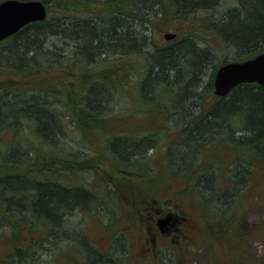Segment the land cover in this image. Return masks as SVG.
Segmentation results:
<instances>
[{"label": "trees", "instance_id": "obj_1", "mask_svg": "<svg viewBox=\"0 0 264 264\" xmlns=\"http://www.w3.org/2000/svg\"><path fill=\"white\" fill-rule=\"evenodd\" d=\"M43 1L48 4L49 12L45 20L32 22L0 42V67L14 66L13 73L24 74L37 67H57L64 59H72L71 62H77L81 69L75 70L73 64V74L78 71L80 78L75 75L74 86L70 85L74 88L69 91L73 94L79 91V97L77 103L70 95L67 97L70 101H60L61 104L55 105V90L36 86L19 87L10 90L19 97L6 111L8 101L14 96L6 99L7 93L0 94V134L7 132L12 135L13 141L23 139L12 126L24 124L28 128L30 124L31 130L37 132L38 140L46 149L43 155L33 151L30 156L20 144L7 141L8 144L4 143L0 150V162L8 169L0 174V230L6 225L4 221L13 222L19 218L17 215L23 218H19V232L39 230L37 235L29 234L31 237L27 246H16L0 260V264H31L36 257L34 247L43 246V235L51 239L50 236L63 234L60 230L70 223L71 216L90 208L94 190L82 185H67L57 176V166L60 167L65 161L73 162L77 166L76 171L88 168L86 165L89 162V158L85 157L84 165L78 162V166L68 152L71 150L63 134L67 122L62 117L67 110L71 122L82 128L84 134L97 129L109 131L111 121L97 117L99 115L95 112H107L105 108L112 102L114 92L119 90V83L112 77L113 69L129 71V58L140 54L149 66L138 83L141 100L154 104L153 93L156 87L164 84L167 88L183 92L178 110L184 116L193 115L191 103L202 105L207 95L214 96L213 75L219 66L214 48L198 42V39H203L202 35L188 32L163 45L157 44L148 35L150 24L155 25L165 16L178 17L180 22L185 23L188 15L208 13L207 19L210 21L206 27L217 37H226L229 48H233L236 54L234 60L264 51V0H72L77 9L69 7L66 3L68 0ZM231 1L234 5H230ZM51 2H54V6L50 7ZM61 48L67 51L62 52ZM92 63H95V69L89 70L88 65ZM209 68H212L211 79L203 87V77L208 74ZM194 89H200L199 94H196L197 90L193 92ZM198 99V102L195 101ZM208 109L203 116H193V124L188 122L182 125V140L177 143L181 150L173 156L178 165L176 169L181 173H172L171 176L181 178L187 193L192 192L196 199L201 200L200 203L202 199L205 201V214L209 215L214 201L224 199L225 210H229L232 198L228 199L229 190L221 187L223 181L217 176V181L212 183L211 177L217 173L213 168L208 170L198 155L214 133L222 135L228 144L239 149V152L233 151L235 157L227 166L230 167L229 171L235 166L237 168L233 173L234 185H243L248 181L252 166L260 160L264 161V86L257 83L237 85ZM54 116H57L60 124ZM234 117L237 122L233 121V126L231 119ZM35 121L38 122L36 126L32 123ZM108 134L105 143L128 140L120 142L118 148L112 150L114 155H109L111 165H119L122 173L129 172L140 159L148 160L150 156L147 151L155 148L156 140L152 134L141 137ZM48 145L55 147L54 151L46 148ZM27 147L32 148L30 145ZM247 148L251 156L246 152ZM65 150L68 151L65 153ZM169 153L170 146L167 157ZM66 154L68 157L63 158ZM146 169L143 176L148 175ZM224 172L221 171L226 175ZM167 204H170V200H167ZM181 213L185 217L188 213L192 214L185 209ZM205 219L208 228L214 223L218 226L217 218ZM22 226L26 229L22 230ZM85 244L88 250L84 254L85 264H121L93 249L87 240Z\"/></svg>", "mask_w": 264, "mask_h": 264}, {"label": "rangeland", "instance_id": "obj_2", "mask_svg": "<svg viewBox=\"0 0 264 264\" xmlns=\"http://www.w3.org/2000/svg\"><path fill=\"white\" fill-rule=\"evenodd\" d=\"M66 3L73 9L78 8L72 0ZM231 3L230 5H234ZM49 5L54 6V2ZM208 15L210 14L188 15L185 23L180 22L178 17L165 16L155 25L150 24L148 35L155 43L163 45L166 43L164 40L166 32H178L180 36L186 32L200 34L203 39H198V42L214 48L217 55L216 60L220 65L223 60L234 59L236 54L232 51L233 48L232 50L229 48L226 37L219 38L206 27L207 22L210 21L207 19ZM57 45L64 47L61 43ZM61 49L62 52L65 51L64 48ZM71 60L64 59L63 62L60 60L62 63L57 67H37L24 74L13 73L14 66L2 68L0 69V94L19 87L36 86L55 90L56 98L53 97L55 105L61 104L62 101H70L67 98L70 95L77 103L79 91L73 94L69 90L74 88L70 85L74 86L75 75L80 78V73L76 71V74H73L79 67L77 62H71ZM129 63L131 64L129 71L113 69L112 77L119 83V90L114 92L111 108L107 112L105 110L95 112L99 115L97 117L108 118L111 121L109 131L97 129L89 133L86 131L84 134L82 128L71 122L67 110L63 114L62 120L67 122L63 134L66 145L71 150V152L68 151L69 149L65 150V153L68 151L74 157L75 162L77 164L79 162L81 166L84 165L85 157L89 158V162H85L88 168H80L76 171L77 166L73 162L65 161L60 167L57 166V176L67 185H82L94 190L95 196L93 202L90 203V208L71 216L70 223L63 227L64 231L60 230L63 234L50 236L51 239L43 235V246L34 247L36 257L31 264H85V255L88 251L85 240L93 249L118 260L121 264H248V262L264 264V161L260 160L252 166V172L245 184L235 186L233 173L237 168L235 166L232 171H229L230 167L227 168V166L235 157L233 151L239 152V149L232 147L222 135L217 133L206 141L205 148H202L198 157L203 160L208 170L213 168L217 173L211 177L213 174L211 172L212 183L219 178L223 181L221 187L229 190L228 199L232 198L229 210H225L224 199H221V202L219 200L213 202V208H210L209 215L206 214L205 217L217 218L219 228L216 231L209 228L207 230L209 233L205 235L206 240H200V225L203 223V217H201L203 209L201 211V208L206 207L205 201L202 199L200 203L201 200L196 199L192 192L187 193L184 184L180 181L181 178L171 176L172 173L175 175L181 173V170L176 169L178 165L173 156L181 150L177 143L182 140V125L188 122L190 125L193 124L191 123L193 116L195 117L196 114L203 116L209 111V106L218 100L214 85V96L208 97L207 95L202 105L196 102L191 103V111L193 110L191 114L193 115L184 116L181 114L182 111L178 110L183 92L167 88L164 84L156 87L152 101L154 104H146L141 100L138 83L143 79V74L149 66L140 54L130 57ZM94 65L95 63L88 65V69H95ZM210 72L212 68H209L208 74L203 77V87L208 85L211 79ZM195 91L199 94L200 89H194L193 92ZM195 101L198 102L199 99ZM54 119L57 120V118ZM236 120V117L232 118L231 124H234L233 121L237 122ZM32 123L35 126L38 124L37 121ZM23 125L12 126L17 129L15 133L23 139L18 138L19 140L13 141L12 135H8L7 132L0 134V139H3L0 140V150L4 143L8 144L7 141H12V143L20 144V147L27 150L30 156L33 151L43 155L45 148L38 140L37 132L34 129L31 130L30 124L28 128ZM109 132L131 137L152 134L156 140L155 148L147 151V155L150 156L148 160L140 159L130 168L129 172L122 173L119 165H111L109 155H114L112 150L117 149L120 142H128V140L105 143L106 136L110 135ZM210 140L212 141L209 142ZM169 146L170 153L167 157ZM46 148L52 150L55 147L48 145ZM246 152L251 154L248 148ZM65 157L67 158L68 155H63V158ZM142 164L144 165L141 166ZM146 167L148 175L143 176ZM5 170H8L7 167L0 162V174ZM221 171H225L226 175ZM229 175L231 177H228ZM203 191L206 194L205 189ZM167 200H170L169 205ZM184 209L192 212V214L188 213L185 218L186 222L183 219L185 215L181 213ZM169 212L180 213V221L183 220L181 223L185 222L192 226L186 228L185 224H180L181 230H174L170 235L163 234L157 221ZM17 216L23 220L21 215ZM235 217L237 218L234 220ZM19 218H15L13 222L4 221L6 225L0 230V260L11 253L16 246H27L31 237L30 233H35V235L39 233V230L34 232L30 229L23 233L19 232L17 229L21 221ZM21 228L26 229L24 226ZM246 233H252V239L248 241L245 250L240 253L246 241L245 238L239 237H244ZM182 234H186L187 238H183Z\"/></svg>", "mask_w": 264, "mask_h": 264}, {"label": "water", "instance_id": "obj_3", "mask_svg": "<svg viewBox=\"0 0 264 264\" xmlns=\"http://www.w3.org/2000/svg\"><path fill=\"white\" fill-rule=\"evenodd\" d=\"M46 4L41 0H2L0 2V41L19 31L25 25L47 18ZM176 33H165L166 39H173ZM244 82H257L264 86V52L241 61H228L216 71L215 93L226 96ZM173 220L171 214L158 220L164 231Z\"/></svg>", "mask_w": 264, "mask_h": 264}, {"label": "flooded vegetation", "instance_id": "obj_4", "mask_svg": "<svg viewBox=\"0 0 264 264\" xmlns=\"http://www.w3.org/2000/svg\"><path fill=\"white\" fill-rule=\"evenodd\" d=\"M201 211H202V208H201ZM173 213V212H172ZM202 213V212H201ZM174 214V220L172 221V224H171V226L169 227V228H167L166 230H165V233L164 234H166V235H170L171 233H172V231H174V230H181V226H179V220H178V217H176V215H175V213H173ZM204 212H203V223L200 225V240L202 239V240H206V233H207V230L209 229L208 227H207V223H206V219L204 218ZM237 217H235L234 218V220L236 219ZM205 219V220H204ZM233 224H234V222H233ZM184 226H186V228H190V226H192V224H188V223H186ZM216 227H217V225L215 224V225H213L211 228H212V230L213 231H216ZM234 233L235 234H238L236 231H234ZM253 234L252 233H250V234H248V233H246V235H243L244 237H239V238H245V241L246 242H244L243 243V247L241 248V250H240V253L242 252V251H244L245 250V247H246V245H247V243H248V241L250 240V239H252L251 238V236H252ZM248 264H253V263H251V262H248Z\"/></svg>", "mask_w": 264, "mask_h": 264}, {"label": "bare ground", "instance_id": "obj_5", "mask_svg": "<svg viewBox=\"0 0 264 264\" xmlns=\"http://www.w3.org/2000/svg\"><path fill=\"white\" fill-rule=\"evenodd\" d=\"M1 1H2V0H1ZM1 1H0V2H1ZM21 29H22V28H21ZM21 29H20V30H21ZM20 30H19V31H20ZM19 31H17V32H19ZM17 32H16V33H17ZM16 33H14V34H16ZM14 34H12V35H14ZM12 35H11V36H12ZM11 36H9V37H11ZM9 37H7V38H9ZM7 38H5L4 40H6ZM4 40H2V41H4ZM2 41H0V42H2ZM103 56H104V55H103ZM104 57H105V56H104ZM6 67H7V66H5V67L2 66V67H0V69H2V68H6ZM6 96H7L6 99H7V98L9 99L10 96H14V93H12L11 91H8ZM18 97H19V95L17 94V95H15L14 97H12V98L8 101V104H7L8 106L5 108L6 111H9V110H10L9 105L14 104V102L16 101V100H14V99H15V98H18ZM0 98H1V96H0ZM112 104H113V102L110 101L109 106H107L105 109L108 111V109L111 108L110 106H111ZM27 118H29V117H27ZM54 118H56V117L54 116ZM28 121H29V119H28ZM57 121L60 122V120H59L58 118H57ZM84 121H87V119H85ZM60 236H63V235H60Z\"/></svg>", "mask_w": 264, "mask_h": 264}]
</instances>
